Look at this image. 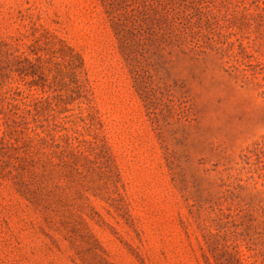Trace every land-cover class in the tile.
<instances>
[{
  "label": "rangeland",
  "instance_id": "rangeland-1",
  "mask_svg": "<svg viewBox=\"0 0 264 264\" xmlns=\"http://www.w3.org/2000/svg\"><path fill=\"white\" fill-rule=\"evenodd\" d=\"M0 264H264V0H0Z\"/></svg>",
  "mask_w": 264,
  "mask_h": 264
}]
</instances>
